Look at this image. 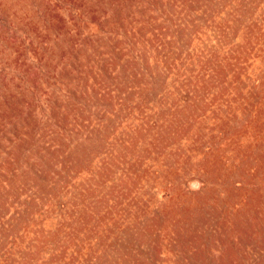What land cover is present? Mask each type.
Returning a JSON list of instances; mask_svg holds the SVG:
<instances>
[{"label":"rangeland","instance_id":"obj_1","mask_svg":"<svg viewBox=\"0 0 264 264\" xmlns=\"http://www.w3.org/2000/svg\"><path fill=\"white\" fill-rule=\"evenodd\" d=\"M0 264H264V0H0Z\"/></svg>","mask_w":264,"mask_h":264}]
</instances>
